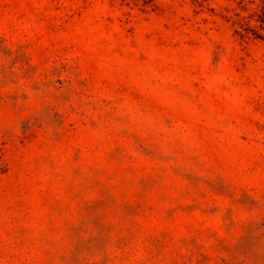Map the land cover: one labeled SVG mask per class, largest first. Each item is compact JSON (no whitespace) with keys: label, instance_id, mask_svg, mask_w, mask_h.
<instances>
[{"label":"rangeland","instance_id":"rangeland-1","mask_svg":"<svg viewBox=\"0 0 264 264\" xmlns=\"http://www.w3.org/2000/svg\"><path fill=\"white\" fill-rule=\"evenodd\" d=\"M0 264H264V0H0Z\"/></svg>","mask_w":264,"mask_h":264}]
</instances>
